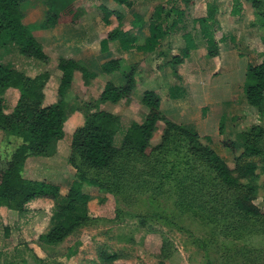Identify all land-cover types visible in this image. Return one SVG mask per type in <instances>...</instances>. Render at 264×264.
<instances>
[{"label": "rangeland", "instance_id": "rangeland-1", "mask_svg": "<svg viewBox=\"0 0 264 264\" xmlns=\"http://www.w3.org/2000/svg\"><path fill=\"white\" fill-rule=\"evenodd\" d=\"M134 1L133 9L143 14L146 20L158 4L169 7L175 3L185 8V23L192 34H197L192 28L193 19L206 15L207 5L214 3L219 19L217 38L224 35L226 39L220 43L218 56L209 58L206 50L201 49L193 58L175 67L184 80H180L183 87L174 86L173 92L183 91V99L171 98L169 88L174 77L172 72H166L169 68L172 70L168 57L156 59L157 63L155 61L153 65L147 62L153 61L152 55L142 60V65L136 67L141 71L135 73L133 97L137 100L101 105L120 116L122 127L115 136V145L123 147L124 132L132 122L144 121L148 109L139 104V99L146 89L157 91L162 98L163 112L175 122L198 132V140L193 142L174 131L164 140L165 125L159 122L151 140L157 148L151 156L141 157L138 152L124 149L110 169L83 167L79 157L73 153V135L84 123L85 115L81 107L98 95L105 78L97 77L87 87L79 72L68 91L64 137L58 141L56 153L52 156H28L23 175L28 179L55 183L63 194H67L72 182L82 172L87 180L103 184L98 187L83 183V190L91 195L89 211L93 219L79 226L62 242L49 245L39 236L50 226L52 200L34 199L27 204L28 211L23 214L2 206L1 264H94L99 262L103 251L117 256L112 264H264V216L238 215L233 203L241 190H228L219 184L212 172H206L202 167L198 158L200 153L196 154L208 143L205 138L208 135L214 149L234 167L235 155L225 147L224 141L232 139L243 144L248 139L257 144L262 153L250 159L258 165L259 188L255 202L262 206L264 118L260 117L257 108L246 101L244 87L248 64L264 60V0H241L242 13L237 16L231 14L234 0H194L192 4L183 0ZM105 2L76 0L63 18L66 21L79 19L94 25L91 34L96 37L100 31L110 29L102 20L100 5ZM254 2H257L255 7L252 6ZM120 10L127 19L132 18V11L127 7H120ZM34 12L38 15V9ZM112 20L117 23L115 16ZM124 26L125 30L130 29L127 22ZM183 45L180 39L173 41L172 53H179ZM45 47L51 57L46 64L15 53L5 55L2 50L0 61L12 62L31 78L48 72L50 77L44 92L45 101L51 102L60 81L57 58L54 56L69 51L67 45H60L56 39L47 41ZM125 62L134 64L126 59ZM87 65L96 69L94 61ZM165 66L167 69H164ZM153 68L155 73H161V77L148 84L145 76ZM117 73L120 75L115 78ZM117 73H113L114 82L122 76L121 72ZM121 81L125 83L124 76ZM0 97L4 98L6 112L10 113L19 93L9 88L0 91ZM222 118L224 127L220 131ZM21 144L20 137L0 130V154L3 158H10ZM4 247L7 249L4 250Z\"/></svg>", "mask_w": 264, "mask_h": 264}, {"label": "trees", "instance_id": "trees-1", "mask_svg": "<svg viewBox=\"0 0 264 264\" xmlns=\"http://www.w3.org/2000/svg\"><path fill=\"white\" fill-rule=\"evenodd\" d=\"M76 0H46L47 11L44 18L38 22H27L26 12L30 0H0V51L3 54H16L22 58L38 60L48 63L49 55L44 49L42 29L51 28L54 33L58 27L64 26L67 21L64 13L71 11ZM127 8L134 6V0H113ZM186 4L194 0H183ZM257 2L252 4L253 7ZM243 3L234 0L231 10L232 15L242 13ZM103 21L112 24V17L117 18V25L113 26L101 40V51L111 49L114 41H119L123 50L137 49L143 52H154L161 45L163 39L180 29L185 28V8L177 4L167 7L158 4L148 21L143 14L134 12L132 30L141 28L149 23V34L143 43L139 44V35L131 29L124 30V15L122 12L101 5ZM218 8L216 4L207 5L204 16L194 18V25H198L201 36L206 40V56L213 58L220 53V43L226 36L217 38L219 28ZM264 27V20L262 22ZM185 46L181 54L172 58L173 70L178 75L175 67L189 57L191 51L197 47L191 32L183 33ZM126 67L129 69H126ZM57 68L61 71L55 100L45 101V87L50 77L44 72L34 78L17 69L12 62L0 61V91L4 92L14 88L19 93V98L10 113L6 112L7 105L4 98L0 97V130L10 132L22 139V144L10 158H3L0 154V207L6 206L18 214L27 212V204L37 198H48L53 201V213L50 226L39 238L49 245L62 242L85 222L92 220L89 211L91 195L83 190V183L102 187L103 184L95 180H87L83 172L74 180L67 194H63L59 185L38 179H28L23 175L24 162L28 156H52L57 151V143L64 137V124L67 120L66 99L76 72L82 73L84 84L89 86L92 81L103 74L121 72L125 83L121 86L108 80L101 92L96 97L89 99L82 108L85 119L73 135L72 149L83 167L95 170L110 169L124 151L133 150L141 157L151 156L157 148L151 143L158 123L165 125L163 139L174 131L185 135L195 142L199 138L196 131L188 126L170 119L161 109L162 98L152 89L144 91L139 104L148 109L143 122H132L124 132L123 147L115 145V136L121 131L120 116L101 107L106 102L127 103L134 99L133 92L136 87V65L128 64L123 57H112L105 60L100 69L92 70L83 59L57 58ZM174 91V90H173ZM245 98L249 105L257 108L261 118H264V60L260 63H249L245 73ZM172 92V97H177ZM224 127V118L220 122V131ZM178 136V135H177ZM207 144L202 149L198 158L204 169L212 172L215 180L228 190H241V194L234 201V210L242 217L258 218L264 216V198L262 206L255 200L258 196L257 163L250 159L262 153V149L253 141L246 139L243 144L237 140L224 141L225 147L234 153V167L214 149L211 137L206 135ZM242 151L239 153V151ZM74 159V158H73ZM75 160V159H74ZM75 165L76 162L73 161ZM204 171V170H203ZM7 232L9 227L6 228ZM117 256L105 251L99 255V262L94 264H112ZM1 264V262H0Z\"/></svg>", "mask_w": 264, "mask_h": 264}, {"label": "crops", "instance_id": "crops-1", "mask_svg": "<svg viewBox=\"0 0 264 264\" xmlns=\"http://www.w3.org/2000/svg\"><path fill=\"white\" fill-rule=\"evenodd\" d=\"M105 1L106 2L101 4V5H105V6L109 7L110 9H114V10H118V11L122 12L123 15H124L123 23L125 24V22H127L130 25V29L132 30V27H133L132 26V20L134 18L133 14H134V12H136V10L133 9L134 6L132 8H130V9L128 8L129 10L132 11L131 12L132 18L131 19H127L126 14L123 11L120 10V7H123L125 5H120V4L116 3L113 0H105ZM44 2H45V0L44 1H40L39 0L38 2H34L33 0H30L29 9L26 12V21L27 22L35 23V22H38L41 18H44V15H45V13L47 11V6H46V4ZM134 5H135V1H134ZM35 9H38V15H35V12H34ZM202 16H204V15H202ZM148 20L149 19H147L146 21H148ZM103 23H104V21H103ZM117 23L112 20V24H110V25H107L105 23L104 24L106 26L110 27V29H111V26H113V24H114V26H116ZM64 24H65L64 26L58 27L59 31L56 32V33H54V31L51 28L42 29V31L39 32L40 35L43 36L42 40H43V43H44V47H45L47 41L52 40V39L53 40L56 39V42L57 41L60 42V45H67V49H68L69 52H66V51H63L61 53L59 52V54L57 56H54L55 58L66 57V58L83 59V60H85L87 62V64H91V61H94V64H95L94 66H96V69H94V70H97V71L100 69L101 64L105 60H107L109 58H112V57H123L124 59L133 62L136 65V67H137L138 65H142L141 64L142 60L148 59V55H152V57H153V61H151V62L149 60L147 61L149 63V65L150 64L153 65V63L155 61L157 63L158 58H161V57L164 56V57H168V59H167L168 65L171 66L172 65L173 55H175V54L172 53L173 41H177L178 39L183 41L184 45L181 47L180 52L177 53V54H181L182 48L185 46L183 33L185 31L186 32H191V30H189L187 24L185 23L184 24L185 28L180 29V31H177V33H174L172 35L166 36L163 39V41H162V45L157 50H155L154 52H149L148 53V52L139 51L137 49L123 50L119 41H114L112 46H111V49L109 51L102 52L101 51V40L106 36L108 31L110 30L109 28L107 30H105V31L103 30V32L100 31L98 33V35L96 37H94L95 35L91 34V31H92L91 29L94 26L92 24L83 23V21H80L79 19L78 20H74V21L73 20H68ZM192 26H193L192 28L195 29L196 32H197V34L193 33V36L195 38V42H196L197 47L191 51L189 57L186 58L185 61L193 58L197 54V52L199 50H201V49L206 50L205 53H207V43H206V40L201 36V34H200L199 30H198V25L195 26L194 22H193ZM123 27H125V26H123ZM130 29H128V30H130ZM133 32L139 35V42L138 43L139 44L143 43L145 37L149 34V23L146 22L143 27H141L140 29L137 28L136 30L134 29ZM44 49L46 50V47ZM169 55H171V56H169ZM163 59H165V58H163ZM185 61L183 63H185ZM183 63H181V64H183ZM165 67L166 68H164V69H167V66H165ZM57 70L59 71V75L61 76V71L58 68H57ZM138 70L141 71V69L137 68L136 71H138ZM180 70H181V68H180ZM117 72L118 71H115L113 73H117ZM166 72L167 73H171V72L173 73L174 79H173L171 87L169 88L171 90V92H173L174 86L176 88H180L183 85V84L180 83L181 82L180 80H182V79L184 80V78H183L184 76L182 77L180 75L181 72L179 73V71H178V75H176L174 73V70H173V65H172V70L169 68L168 71H166ZM113 73H111V74H103V75L99 76L100 79H103V77L105 78V82L103 83V85L100 88L99 92H101L103 90V88H104V86H105V84H106V82L108 80H111L112 82H114ZM78 75H79V72H76L75 76H74V79ZM119 75H120V73H117L115 78L118 77ZM121 77H119V79H116L117 81L114 82L118 86L123 85V83H121L122 82L121 81ZM145 77L147 78V80L149 82L148 84H150V82L158 80L159 77H161V73H159V74L155 73V68H153V70L151 72L147 73V75ZM175 78H176V80H175ZM185 83H186V79H185ZM85 86H87V85H85ZM87 87H89V86H87ZM50 94H51V92H50ZM176 94H177L176 95L177 97H172V95H171V98H173V99H183V97H185V93L183 91L180 92V93H176ZM55 95H56V93L53 94V96L51 95L52 98L50 96L47 99L51 98L52 101H54L55 100ZM180 106L183 107V104H181ZM161 107H162V102H161ZM2 236H4V235H2ZM3 249L5 250L7 248L4 247ZM1 257H2V254L0 252V258ZM1 263H2V261H1Z\"/></svg>", "mask_w": 264, "mask_h": 264}]
</instances>
